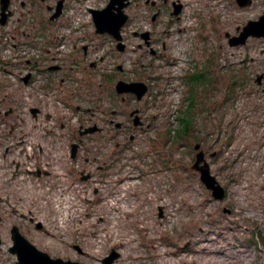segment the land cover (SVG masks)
Returning <instances> with one entry per match:
<instances>
[{"label":"rangeland","instance_id":"obj_1","mask_svg":"<svg viewBox=\"0 0 264 264\" xmlns=\"http://www.w3.org/2000/svg\"><path fill=\"white\" fill-rule=\"evenodd\" d=\"M19 1L18 8L10 5L14 18L32 26L26 17L36 4L23 0L21 6ZM172 1L182 5L179 17L170 15ZM107 2L65 0L60 20L84 26L80 34L92 33L89 9ZM124 12L127 48L113 61L131 68L132 78L142 76L138 67L148 54L137 47L141 38L134 31L151 30L153 46L163 54L151 59L144 74L151 91L128 104L140 107L150 124L118 150L113 143L121 140L120 132L114 131L113 139L107 131L96 133L77 160L69 161L63 149L51 156L49 174L32 176L21 150L26 146L17 140L18 131L30 126L33 101L16 77L0 70V264H20L9 251L12 225L51 257L86 264H108L103 258L111 249L118 253L111 264H264V76L261 84L255 80L264 75V37L249 36L232 46L226 36L238 35L248 20L263 14L264 0L244 6L236 0H129ZM42 13L37 6L30 19L40 21ZM12 51L9 43L0 45V58H11ZM101 52L98 44L93 55ZM113 61L100 67L112 69ZM189 72L204 78L198 85L202 104L195 110L200 138L187 147L166 132L178 124L188 93L183 77ZM99 79L92 91L80 89L71 99L82 108L96 107V116L103 108L117 107L111 88L97 84ZM15 115L21 118L19 128L13 127ZM197 142L225 189L222 199L212 196L190 166Z\"/></svg>","mask_w":264,"mask_h":264},{"label":"flooded vegetation","instance_id":"obj_2","mask_svg":"<svg viewBox=\"0 0 264 264\" xmlns=\"http://www.w3.org/2000/svg\"><path fill=\"white\" fill-rule=\"evenodd\" d=\"M30 1L33 5L36 4L29 11L28 18L26 17V21L32 26L23 25L14 18L15 9H13L12 15L8 16L6 22L3 25L0 24V45L2 47L5 43H9L13 50L10 54L11 58L5 60L0 58V70L3 75L16 77L17 82L27 90V96L32 98L33 102L29 105L30 126L26 128L25 132L18 131L20 134L17 145L26 146L25 150L24 147L21 149L31 164L26 167V170L32 176L39 178L50 173L48 165L52 155L66 150L69 161L77 160L80 151L86 147L87 141L96 133L107 131V137L113 139L114 131L120 132L121 140H115L113 143V149L118 150L135 137L137 129L149 126L150 123L144 120L145 115L141 112V108L135 104L131 106L128 104L132 100L140 102L142 97L151 91V83L144 78V74L152 66L154 58L163 53L159 48H154L155 37L151 30L148 31L147 39L143 35L145 31H134V34L141 38L137 47L144 48L145 54L148 56L140 62L138 67L142 76L132 78L128 75L130 72L127 73L131 68L127 69L122 65V61H113L115 55L126 51L128 36L124 33L128 17L120 26V37L116 38L107 31H96L91 9L98 8H90L89 24L93 25L92 33L83 32L80 34V30L84 26H77L78 24L69 26V24H65V20H60V17L65 14V0H55L53 5H50L48 0H37L38 3L36 0ZM163 1L167 2V0ZM16 2L17 0H10L9 4H15V7L18 8ZM19 2L21 6L24 5L23 0ZM173 2L175 1H172L171 4ZM32 4L30 3V5ZM155 4V1L151 2L152 6ZM179 4L181 11L182 5ZM37 6L43 10L40 21L30 19ZM158 13L159 8L152 13V21L156 19ZM179 13L175 16L179 17ZM170 15L173 14L170 12ZM61 22L62 24H60ZM6 29H8L7 34ZM108 42L110 45H107ZM98 44L102 47L103 52L93 55ZM111 59L113 61L112 69L103 70L100 64L108 60L111 61ZM116 72L121 75L118 76ZM98 75H100V79L97 84L111 88L110 97L114 101L116 100L117 107L103 108L101 114L96 116V107L85 106L82 108L80 104L71 99L74 96L77 98V92L80 89L92 91ZM118 81L125 83L142 81L147 84L148 89L141 97L130 90L119 92L116 89ZM68 97H70L72 105ZM64 108H70V112ZM80 111H82V115H80ZM76 112L79 113L76 114ZM20 119L19 115H15L14 128L20 127ZM96 119H100L101 123ZM17 123L18 125H16ZM126 130H129L127 135H125ZM124 136L127 137L125 141L122 139ZM14 166L15 171H19L20 161H16ZM86 176L89 177L90 173H87Z\"/></svg>","mask_w":264,"mask_h":264},{"label":"water","instance_id":"obj_3","mask_svg":"<svg viewBox=\"0 0 264 264\" xmlns=\"http://www.w3.org/2000/svg\"><path fill=\"white\" fill-rule=\"evenodd\" d=\"M129 0H109L107 4L101 9H91L92 19L94 21L96 31L109 32L116 38H119L120 26L127 19V14L123 8L127 5ZM240 6H244L251 3V0H236ZM10 0H0V24H4L10 15L9 9ZM173 9L171 14L178 15L180 12V4L173 2ZM58 11L60 4L58 5ZM113 9V10H112ZM155 17V14L153 18ZM148 31L143 32L144 37L148 38ZM229 45H239L245 43L249 36L264 37V13L259 15L257 19H250L244 24L238 35L230 36L226 32ZM263 74L256 76L255 80L258 84H261ZM117 91H133L137 93L138 97H141L148 89L146 83L142 81H135L125 83L124 81H118L116 84ZM194 148L198 151L195 154L194 161L190 165L193 170L199 171L200 180L205 184L207 188L211 190V194L214 198L222 199L225 193L224 187L218 182L216 177L211 173L210 166L205 158V152L200 148V143H195ZM215 151L211 152V155H215ZM87 176L83 177L86 178ZM37 228H41L40 222L36 223ZM12 244L9 246V251L16 255L17 261L20 264H86L84 262L73 261L70 259H62L61 257H51L47 252L38 249L32 244L19 230L17 225H12L10 228ZM75 247L81 251L78 245ZM118 253L111 249L110 254L103 258V261L111 264L113 259Z\"/></svg>","mask_w":264,"mask_h":264},{"label":"trees","instance_id":"obj_4","mask_svg":"<svg viewBox=\"0 0 264 264\" xmlns=\"http://www.w3.org/2000/svg\"><path fill=\"white\" fill-rule=\"evenodd\" d=\"M202 73L189 72L184 77V83L186 84L184 98L182 99V106L179 108V114L177 115L178 124L175 128L167 129L169 139L176 141L179 145L185 142L186 146L193 141L199 140V134L197 133L198 126L195 124V110L197 106L202 104L198 97L200 95L199 87L203 83ZM201 109V108H199ZM193 139V140H192Z\"/></svg>","mask_w":264,"mask_h":264},{"label":"bare ground","instance_id":"obj_5","mask_svg":"<svg viewBox=\"0 0 264 264\" xmlns=\"http://www.w3.org/2000/svg\"><path fill=\"white\" fill-rule=\"evenodd\" d=\"M115 205V204H114ZM126 205L127 204H123V206H124V209H126V210H128L127 208H126ZM115 209H116V211H117V206L115 207ZM212 261V260H211ZM215 261V260H214ZM204 262H205V260H204ZM213 262V261H212Z\"/></svg>","mask_w":264,"mask_h":264}]
</instances>
